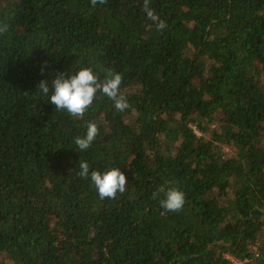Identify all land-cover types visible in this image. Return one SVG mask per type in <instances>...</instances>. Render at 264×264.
Wrapping results in <instances>:
<instances>
[{
    "label": "trees",
    "instance_id": "1",
    "mask_svg": "<svg viewBox=\"0 0 264 264\" xmlns=\"http://www.w3.org/2000/svg\"><path fill=\"white\" fill-rule=\"evenodd\" d=\"M142 6L0 0V264H264V0H151L163 32ZM83 67L123 73L132 107L98 92L73 118L38 92ZM81 160L125 191L101 199Z\"/></svg>",
    "mask_w": 264,
    "mask_h": 264
},
{
    "label": "clouds",
    "instance_id": "2",
    "mask_svg": "<svg viewBox=\"0 0 264 264\" xmlns=\"http://www.w3.org/2000/svg\"><path fill=\"white\" fill-rule=\"evenodd\" d=\"M105 3L107 0H90L92 7ZM141 10L146 14L147 19L155 25L158 32L164 31L167 24L151 7V0H143ZM5 31H7L6 26L0 27V33ZM123 80V73L111 68L106 71L103 80H101L91 67H83L69 76L58 73L51 83L48 80H42L37 85V90L48 97L49 102L57 110L65 111L73 118H82L93 104L98 92L113 102V108L116 112L123 113L129 110L132 105L128 97L121 91ZM49 93L51 94L49 95ZM99 133V124L90 121L86 125L85 134L76 136L74 143L81 152L87 151ZM78 167L80 169L79 175L91 180L101 199L115 198L117 193H123L126 189V175L119 168L113 167L104 172L100 170L90 171L91 166L86 160L79 161ZM160 191H164V189L160 188L154 193V196L158 195ZM185 201V193L182 190L178 187H170L160 203L167 212H180Z\"/></svg>",
    "mask_w": 264,
    "mask_h": 264
},
{
    "label": "rangeland",
    "instance_id": "3",
    "mask_svg": "<svg viewBox=\"0 0 264 264\" xmlns=\"http://www.w3.org/2000/svg\"><path fill=\"white\" fill-rule=\"evenodd\" d=\"M197 131V130H196ZM199 133V132H198ZM231 264H241V261L236 258H231Z\"/></svg>",
    "mask_w": 264,
    "mask_h": 264
}]
</instances>
